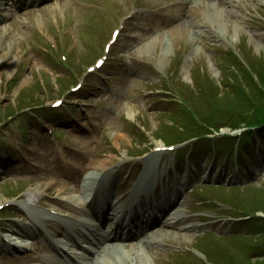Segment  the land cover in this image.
Instances as JSON below:
<instances>
[{
    "label": "rangeland",
    "instance_id": "rangeland-1",
    "mask_svg": "<svg viewBox=\"0 0 264 264\" xmlns=\"http://www.w3.org/2000/svg\"><path fill=\"white\" fill-rule=\"evenodd\" d=\"M59 1L65 4L56 9ZM243 1L237 15L231 14L241 28L235 38L233 24L222 36L203 13L190 11L188 0H50L8 17L6 34L0 35V57L8 53L0 67V242L27 238L24 225L36 214L26 207L43 212L58 207L61 214L72 210L73 205L59 202L58 190L76 196V186L93 170L91 163L112 160L120 189L129 196L134 178L153 165L152 155L164 194L180 191L176 207L182 216L168 217L155 231L160 241L148 250L151 264H210L205 253L213 261L211 255L229 252L238 259L232 264L264 263L261 257L244 261L258 231L241 211L264 218L258 211L264 202V152L262 157L255 153L252 169L238 172L232 153L238 139L232 136L233 143L226 144V136L240 135L239 130L222 128L213 135L217 139L201 137L189 147L184 143L191 134L182 130L192 108L214 121L225 117L223 110L232 103L243 113L253 109L248 101L242 104L256 93L252 76L257 81L259 73L264 80V0ZM170 21L197 22L200 26L191 24V31L202 34L167 36V54L166 43L138 51ZM99 58L105 62L95 68ZM77 84L81 87L74 90ZM214 91L222 96L213 97ZM57 100L62 105L54 107ZM217 102L225 108H216ZM241 136L236 145L248 149ZM251 144L264 150V128ZM213 150L218 157L228 155V166L213 160ZM191 152L198 154L187 161ZM82 164L74 173L80 180L70 182L68 175ZM31 169L36 173L29 174ZM158 190L142 203L160 199ZM49 224L61 228L55 219ZM180 228H187L190 241L170 234ZM42 234L40 229L16 256L4 258L1 252L0 264H41L31 260L59 255L50 253ZM124 246L134 253V242Z\"/></svg>",
    "mask_w": 264,
    "mask_h": 264
},
{
    "label": "bare ground",
    "instance_id": "bare-ground-1",
    "mask_svg": "<svg viewBox=\"0 0 264 264\" xmlns=\"http://www.w3.org/2000/svg\"><path fill=\"white\" fill-rule=\"evenodd\" d=\"M64 4L65 2L59 1L58 3H56L57 5L56 9L62 8L61 6ZM240 5L243 7L246 5V3L243 0H190L189 1L190 11H197V12L203 13V16L205 17L207 22L211 26L215 27L219 32H221L222 36L225 33H227L228 24L230 23L233 24L235 31L232 34L231 38H235L236 34L239 33L241 30L240 24H238L235 20H231V14L237 15L236 7ZM9 15H10L9 12H5L3 0H0V18L7 17ZM179 15L180 14H177V16ZM191 24L196 25L195 27L200 26L199 23L197 22L186 24L185 22H173L172 21L169 25L166 26L168 27V29L160 30L157 36L152 38L148 42L147 45H144L141 48H138V51H140L141 53H144L145 49H151L157 43H162V44L166 43L167 48L165 51L167 54L170 50L169 49L170 41L167 38V36H170V38H172L177 35H183V34L191 33L193 31L192 36L194 38L195 37L200 38L202 31H199L197 29L191 31L192 29ZM6 30L7 28L4 25H1L0 35L4 36L6 34ZM7 45L10 46L11 42L7 43ZM7 55L8 53H4V55L0 57V67L1 68H3L2 66L4 65L5 60L8 58ZM157 146H160V145H157ZM257 148L259 150L257 151L255 150V152L260 151L258 144H257ZM150 161L153 162V165L149 166L147 164L148 166H146V169L144 172L145 176H143V180L141 181L142 183L145 184L146 187L154 186V184H156L158 181V176L156 174V167H157L158 161L152 155H151ZM111 163H113L112 160H109L102 165L91 163L90 167H92L93 170H91L90 173L86 176L84 180L85 185H87L89 188V186H94V185H97L98 183H102L103 180H100L98 182V178L100 177L101 173L102 175H105V172L110 167ZM246 163L247 162H241L239 163V165L245 166ZM247 183L248 182H246V184ZM85 189H86V186L82 187V189L79 190L80 193L81 194L84 193ZM34 190H37V189H34ZM65 191H66V188H62L58 190L57 197L59 201L61 202L67 201L66 203L68 202L71 203L72 201H76V202L78 201L79 203H81L80 197H76L75 199V196L70 195L69 193L66 194ZM176 192L178 193V191ZM140 194H141L140 183H138L134 188L132 198L137 199V197ZM57 211H58V207L49 208V210L45 212H43L42 210H37L34 207H26V212L36 214V217L42 216L41 214L45 213L46 216L49 215L50 217L58 219V221L62 224L61 227H64V228L56 229L55 233H52V232H47V233L55 241V244H53L52 242L50 243L53 244L55 248H60L61 251L64 250L69 256H76V253H80V252L73 251L69 247V245H66L63 242V240L65 238L71 237V235L73 237L79 236L80 232L78 230L82 228V230L86 231L89 236H92V235L98 236V242L100 243V246L98 247L97 256L93 257L92 264H132L131 262L128 263V260L130 259L133 261L137 257L139 258L141 262H136L133 264H151L154 262V261L152 262V260H150V258L148 257L149 255L148 250L153 244L156 243V241L158 240L160 241L157 233H151L148 236L141 237L140 241L135 246L132 247L133 248L132 250H134V253L136 254L134 255V253L131 254L129 249H126V246H124L122 243H111L110 240H108L110 236L107 234V231L103 232V230L99 228L97 229L92 221L83 220V218H78V217H77L78 220H76L75 219L76 216H72L68 213L58 215ZM169 215L173 218L182 216V211L177 208ZM98 220H100L102 224L107 223L105 217L101 214V211L99 212ZM119 228L120 227L110 228L112 233L114 232L112 237H115V238L119 237V230H120ZM186 229L187 228L175 229L173 231H170V234L179 238L180 240L182 239L185 242H187V241H190L191 239L189 237L190 235L186 233L185 231ZM66 232H69L70 234H65ZM83 237H86V235H84ZM19 242L21 244L19 247H22V248L28 247L30 243V242H25V241H19ZM19 242L16 243V240L10 239L9 241H6L5 243L0 244V249L3 250L7 246L9 247L18 246L17 244H19ZM31 261H37L39 263L49 264L50 262L55 261V260L36 258V259H32ZM58 264H64L63 260L61 262L60 260H58Z\"/></svg>",
    "mask_w": 264,
    "mask_h": 264
},
{
    "label": "trees",
    "instance_id": "trees-1",
    "mask_svg": "<svg viewBox=\"0 0 264 264\" xmlns=\"http://www.w3.org/2000/svg\"><path fill=\"white\" fill-rule=\"evenodd\" d=\"M257 81L254 80L253 76L251 78L252 80V88L256 90V93H253V95L250 94L249 88H245L246 93L248 95H251V100H244L243 104H245V101L249 104L248 106H253L252 111H246L245 113L242 112V110L237 109L236 105L233 103L228 105L227 110H223L224 116H221L219 119L214 121L209 115H201L197 113L193 108V113L191 116H188V118H185V124L182 128L186 135H189L186 139H192V138H201L207 136V134H212L214 132H218L222 128H228L230 130H240V129H246L245 136L248 140L251 139V137L255 134L254 130H261L264 128V80L260 77L259 73L256 74ZM214 96L219 99V94L222 96V93H219L218 91L213 92ZM262 94L263 96H258ZM184 105L188 107L189 101L184 96ZM216 98L214 100H217ZM187 101V103H186ZM211 101L213 99L211 98ZM250 101V102H249ZM190 104V103H189ZM214 106L218 108L219 106L223 107L220 102L214 103ZM256 128V129H253ZM258 131V132H259ZM201 132V133H199ZM184 134V133H183ZM204 134V135H203ZM184 139V140H186ZM183 141V140H182ZM179 142V141H177ZM262 206L258 208V211L264 212V202H262ZM243 211L242 215L246 216H252L254 217V214L249 213L248 209H242ZM257 213V210L255 211ZM251 225L257 227V233H255V239L250 244H248L249 248V255H244V261H250L252 258L255 259V257H261L264 262V218L263 217H254L253 220L250 221ZM214 252V251H213ZM215 253V252H214ZM209 258L208 254H206ZM212 256V257H211ZM210 256V259L213 260L212 262H215L216 264H232L230 263L232 260H238L235 256H233L230 252L226 255L222 256L217 253ZM242 258V257H240ZM230 260V261H229ZM255 262H252L250 264H254ZM259 264V263H256ZM264 264V263H262Z\"/></svg>",
    "mask_w": 264,
    "mask_h": 264
}]
</instances>
